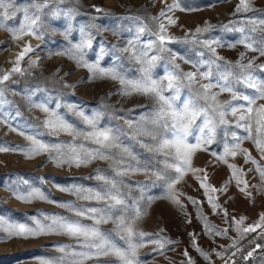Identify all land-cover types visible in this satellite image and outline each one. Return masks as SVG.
<instances>
[{
    "label": "rangeland",
    "instance_id": "obj_1",
    "mask_svg": "<svg viewBox=\"0 0 264 264\" xmlns=\"http://www.w3.org/2000/svg\"><path fill=\"white\" fill-rule=\"evenodd\" d=\"M7 2L17 11L6 20L0 17L5 25L0 27V77L9 75L0 83V148L8 149L0 151V219L30 228L36 227V221L50 223L53 216L91 225V219L77 216L75 210L86 212L96 208L98 216L111 217L97 227L116 247L128 249L126 239L122 238L125 233L117 230L120 217L134 222L137 234H145L133 238L134 243L142 245L136 251L138 264H264V225L256 231L243 232L259 223L264 214V179L260 174L264 156L253 143L257 137L256 113L252 114L253 139H245L248 131L236 126L237 120L228 109L225 119L229 123L218 125L213 141L202 144L192 154L191 169L200 171H186L170 192L169 184L177 174L166 167L165 160L172 163L173 157L149 151L145 145L155 147L156 141L137 134L140 128H153L149 121L158 107L156 101L150 95L123 94L125 85L111 78L115 73L126 80H138L143 75L141 69L146 67L144 62L158 56L151 75L160 80L174 71L171 61L175 56V64L179 65L175 71L197 72L198 80L191 88L183 81L175 102L177 107L194 97L200 84H215L219 73L227 69L238 72V64H247L249 60H254V75L264 79V71L257 67L264 64V56L240 43L246 35L257 39L264 35L259 31L251 33L252 25L248 23L251 19H264V0H251L247 12L236 11L239 0ZM96 8L102 11L97 12ZM161 10L165 16L160 15ZM26 14L29 20H25ZM168 18L175 23L170 24ZM31 19H36V23L25 31H34L35 35L23 34L14 39L9 29L19 30ZM160 23L166 27L164 35L171 38L165 41L166 51L162 53L157 39ZM206 25L211 27L196 32L197 27ZM86 39H90L91 46L77 50L76 46ZM204 41L210 42V46ZM26 45L32 51L23 55L19 64L15 63ZM85 65H96L106 74L90 71ZM16 67L20 71H12ZM209 70L210 81L199 76ZM234 90L254 95V90L243 84H234ZM211 91L218 93L221 103L232 100L230 92H221L218 87ZM164 95L173 96L175 92L166 90ZM242 104L247 106L243 100L232 101L233 106ZM260 104H264V99L257 100L254 107ZM48 120H59L70 127L67 131L54 129L45 123ZM201 122L202 119L196 121ZM105 129L112 130L119 145L105 150L108 159L96 158L80 166L55 163L62 154L70 155L73 148L81 155L98 149L100 146L88 134ZM198 136V129L193 127L189 143L195 144ZM28 137L48 149L26 157L24 153L32 146ZM237 142V154L226 155L225 147L233 148ZM241 149H247L257 163L246 162ZM230 164L241 170L235 177ZM118 168L122 174H117ZM153 173H159L160 178ZM237 179L241 181L239 185ZM107 181H115V187ZM222 188L224 191H220ZM33 191L43 198L23 202L14 195ZM96 192L117 195L124 203L112 206L114 202L107 198L96 200ZM89 196L93 198H85ZM210 198L217 205L215 209ZM241 217L243 222L238 223ZM5 236L7 233L0 231V237ZM64 245L70 247L59 251ZM198 248L207 254V259ZM82 250L76 238L62 233L13 236L0 239V264H41L45 260L58 264L62 257L64 264H69L70 253ZM84 264L122 261L109 254L93 257Z\"/></svg>",
    "mask_w": 264,
    "mask_h": 264
},
{
    "label": "snow or ice",
    "instance_id": "obj_2",
    "mask_svg": "<svg viewBox=\"0 0 264 264\" xmlns=\"http://www.w3.org/2000/svg\"><path fill=\"white\" fill-rule=\"evenodd\" d=\"M251 0H239V4L236 7L237 12H247L250 10ZM17 9H12L11 4L7 2V0H0V17L3 20H6L10 17V15H15ZM96 11H102L100 8H96ZM161 16H165L164 10H161ZM38 19V17L36 18ZM36 19H31V21L22 25L19 30L9 29L12 33L14 39H20L23 34H31L35 35L34 31L26 32L25 29H31L32 26L36 23ZM3 20H0V27H5ZM25 20H29L27 14L25 15ZM168 22L170 24L175 23L174 20L168 18ZM252 27L249 29L251 33H256L257 31L264 33V19L255 20L251 19L248 21ZM210 25H206V27L201 28L197 27L196 32L200 33L206 31ZM140 31L143 32L144 28H140ZM240 31H244V29H240ZM166 32V27L163 23L159 25V34L157 39L160 42L159 51L162 53L166 51L164 48V43L166 40L171 39L164 35ZM206 45L210 46V42L204 41ZM240 43L245 44L249 50L253 52H258L260 56H264V35H261L259 39L246 35ZM91 41L90 39H86L83 41L82 45H77V50L82 47H90ZM32 48L30 45H26L23 49V52L18 54L17 60L15 63L19 64L20 59L23 55L31 52ZM127 51V49H124ZM213 53H215V49H211ZM146 56L147 53H144ZM243 57V53L241 54ZM160 57L152 56L146 62V67L141 69L143 75L138 80H126L123 77L118 76L115 73L111 74L112 79H119L122 85H125L124 93L125 95H130L133 92L140 93L143 95H150L156 101L158 107L155 109L153 116L149 123L153 125L152 129L148 128H140L137 130L138 135H147L151 136V138L156 141V146H148L149 151H155L159 153H163L165 157L171 156L173 157V162L168 163L165 160V165L167 168H172L176 172V176L172 179L169 184L170 192L173 190V186L182 178L184 173L188 170H192L193 172L200 171V169H191V157L192 154L200 150L202 148V144H210L215 136L216 128L218 125H224L229 123L225 119L228 109L231 111V115L236 118L237 127L245 128L249 135L245 137V139H253L252 137V119L253 112L256 113V133L257 137L253 139V143L256 148L260 151L262 156H264V104L258 105V107H254L257 104V100L264 99V79L257 77L254 75L256 69L253 68L254 60H249L247 64H238L239 71L233 72L231 69H227L224 72L219 73V80L217 83L213 84L211 82L206 84L199 85V91L195 93L194 97L186 100L182 106L177 107L175 102L179 99L180 89L184 86L183 81H187V86L191 88L194 83H198L197 80V72H187L180 73L175 71L179 69V65L175 64L176 57H172V65L174 71L168 72L166 76L162 79L157 80L152 78L151 69L155 66V62ZM139 59V58H138ZM219 59V58H217ZM186 63L188 61H185ZM35 63V61H32ZM79 64L80 61L78 60ZM211 63H215L212 61ZM89 68L90 71L96 70L101 74H106L104 69L97 68L96 65H85ZM219 67V66H218ZM260 71H264V64L257 66ZM12 71H20L18 67L13 68ZM199 76L205 80H211L212 72L211 70L203 73H199ZM9 78L8 74H5L3 77H0V83L6 81ZM164 81H167L165 84ZM234 84H243L249 89L254 90V95H244L236 92L234 90ZM219 88L221 92H230L232 94L231 101H224L223 103L217 100L218 93H213L211 90L213 88ZM166 90H172L175 92L173 96H165L164 92ZM203 101V105L199 103V101ZM243 100L246 102V105L233 106L232 101ZM38 107L43 108L42 105H38ZM43 111L48 112L47 108H43ZM239 113V115H237ZM198 119H202L200 124H197L196 121ZM45 123L51 128H60L62 130L67 131L70 126L65 125L62 121L59 120H48ZM91 123V121H90ZM131 126V125H130ZM193 127L198 129L200 136L196 137V143H189L188 137L192 134ZM235 137L236 133H232ZM88 136L94 138V141L100 147L94 151H85L82 155L76 151L75 148L71 149V154L67 157L58 158L55 160V163L59 166L63 163L76 164V166H80L81 164H87L92 159L100 158V159H108L109 157L106 155L107 149H111L113 147H119L116 143L117 137L112 134V130L105 129L103 131H96L89 133ZM29 140L32 141V146L30 149L25 152V156L28 158H32L35 155L40 154L43 151L48 149L47 145L41 144L36 141L32 137H28ZM239 141V138H237ZM240 144L237 142L233 148L225 147V154L235 156L237 153L234 149H239ZM6 148H0V151H7ZM125 151H127L125 149ZM246 154V162L251 160L253 164L257 162L253 159L248 153L247 149H241ZM223 159V157H221ZM115 163H120V161H116ZM229 168L233 169V176H236V173L241 171L237 169L235 165H229ZM117 174H122L121 170L117 169ZM260 174L262 179H264V169L260 170ZM157 178H160L159 173H153ZM100 179H105L104 177H99ZM112 184V187H115V181H107ZM241 181L237 179V185H239ZM245 186L246 185V182ZM205 187V185H201ZM211 187V186H207ZM67 190V189H62ZM216 191V189H212ZM244 191V188L240 189ZM79 191V189H77ZM220 191H224V189H220ZM250 195V193H247ZM17 199H20L23 202H30L33 197H40V193L33 191L28 193L27 195H21L19 193H14ZM93 198L92 196L85 197ZM94 198L96 200H104L105 198L113 201L115 205H121L124 203L122 199H120L117 195H113L111 193L101 194L100 192H96L94 194ZM170 199L173 202L178 203L174 196H170ZM193 203H196L193 201ZM209 203L212 204L213 209L217 207V205L212 202L211 198L209 199ZM71 207V206H69ZM77 216H87L88 219H91L93 223L91 225L81 223L80 221H71L65 217L53 216L50 218L51 222L48 224H42L40 221H36V227L30 228L23 224L14 225L9 224L7 221L0 219V231L6 232L7 236L0 237V239H10L13 236H38L46 233H62L69 235L71 237L76 238L80 247L84 250L82 251H72L70 253L72 259L69 261V264H84V261L92 259L93 257H99L101 255L107 256L109 254H115L120 258L122 264H138L136 260V251L137 248L142 245L134 243L133 238L137 235L144 236L143 232L136 233L133 227L134 222H126L123 217L118 218L117 222V230L125 233L123 239H126L128 244L127 250H122L115 245H113L110 240L102 233L97 227L101 223L107 222L111 217H105L104 215H97L99 210L96 208H89L87 211L75 210ZM226 215V213H225ZM139 217V213H137V218ZM243 217H241L238 223L243 222ZM264 225V214H261L260 221L254 226H248L243 229V232L256 231V228ZM206 228L209 227L207 224ZM237 231L240 232L241 229L237 228ZM68 245L61 246L59 251L65 252ZM198 251H201L199 248ZM239 251V249H237ZM201 254L205 256L207 259V254L201 251ZM187 255V252H185ZM217 255H220L217 253ZM235 255V253H233ZM251 255V253H249ZM41 264H54L53 261L45 260L41 261ZM58 264H64V258L62 257ZM191 264V261H189ZM227 264V261L225 262Z\"/></svg>",
    "mask_w": 264,
    "mask_h": 264
}]
</instances>
